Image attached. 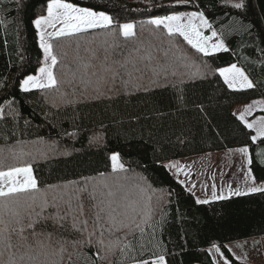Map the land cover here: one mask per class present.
Wrapping results in <instances>:
<instances>
[{"label":"trees","instance_id":"obj_1","mask_svg":"<svg viewBox=\"0 0 264 264\" xmlns=\"http://www.w3.org/2000/svg\"><path fill=\"white\" fill-rule=\"evenodd\" d=\"M49 2L0 0V83L5 85L0 87V98L14 99L23 118L31 122L25 126L23 120L20 121L19 138L56 142V152L50 153V159L34 163L38 179L42 183L56 184L82 177L99 178L101 172L111 173L110 155L119 153L128 169L126 174H119V182L126 185L133 199L145 210L151 197L154 209L151 223L156 224L162 217L166 220L162 231H157V237L167 249L170 264H215L207 250L213 245L220 248L229 264H249L235 258L226 245L264 235V193L198 204L193 193L173 177L163 162L248 147L252 176L256 181H264V158L260 156L264 151V138L254 143L252 130L244 128L233 115L236 105L257 98L264 100V52L261 51L264 50V0H189L186 4H178L177 0H65L78 7L103 11L118 24L132 23L139 37L136 41H125L118 33L113 37L109 30L96 28L78 37L63 38L62 47L53 41L59 56L53 71L65 81L62 91H66L69 98L73 86L67 81L72 78L71 72L81 60L91 59L93 51L99 59L92 63L99 70L105 49L110 53V60H122L133 48H139V53L132 54L134 58L151 53L154 64L176 63L181 73L195 71V68L182 66L183 62L177 59L180 56H187L189 63L201 65L202 70H206L203 61L213 70L237 64L256 83V88L233 91L216 71L204 80H197L194 86L186 85L183 104L172 98L170 90L156 89L149 93L121 94L114 100L89 98L75 107L60 104L58 109L51 107L50 102L45 103L39 90L23 93L18 87L28 75H36L41 65L42 49L34 20L46 15ZM234 3H243L244 7L235 9L231 7ZM185 10L203 12L213 30L225 40L229 51L203 57L182 37L170 40L162 26L157 29L148 23L154 17ZM237 28L239 31H235ZM210 31L206 29L204 34ZM113 43L119 47L113 50L110 47ZM87 95L91 97L95 93L89 88ZM259 113L262 114H256ZM95 134L102 138L90 144L89 138ZM15 139L10 136L8 143H14ZM2 147L5 143L0 140ZM65 151L71 154L62 155ZM20 163L9 159L5 170ZM108 179L110 183L114 181L113 176ZM88 203L85 197V213L90 216ZM48 230L85 240L79 233ZM118 235L122 236L123 232ZM57 239L58 235H54L53 243ZM16 240L14 237L13 243ZM81 251L92 256L96 264H108L96 259L95 247L73 249L71 245L64 254V264H70L69 253L72 264H84L78 259ZM142 258L150 259L151 252Z\"/></svg>","mask_w":264,"mask_h":264},{"label":"snow or ice","instance_id":"obj_2","mask_svg":"<svg viewBox=\"0 0 264 264\" xmlns=\"http://www.w3.org/2000/svg\"><path fill=\"white\" fill-rule=\"evenodd\" d=\"M188 2L189 0H177L178 4ZM231 7L242 9L244 5L234 3ZM148 23L157 29L162 26L170 40L182 37L183 41L203 57L229 51L225 40L213 30L203 12L172 14L152 19ZM34 25L40 39L39 46L44 54V66L40 67L39 75H28L18 87L23 93L39 90L45 103L50 102L53 108L58 109L60 104L75 107L89 98L114 100L121 94L132 95L141 91L149 93L156 89L170 90L172 98L183 104L187 91L185 86H194L197 80H204L216 71L223 78L224 84L233 91L244 92L256 88V83L236 64L213 70L207 61H203V69L206 70H202L201 65L189 63L187 56H180L177 59L183 62L182 66L195 68V71L181 73L176 63L154 64L151 53L139 59L134 58L132 54L139 53V48H133L122 60H110V53L105 49L99 70H96L92 63V60L99 59L93 51L91 59L81 60L76 70L71 72L72 78L67 81L73 86L69 98V94L62 91L65 81L58 78L53 71L59 62L55 51L57 44L53 41L62 47L63 38L78 37L79 34L96 28L109 30L113 37L118 33L125 41H136L139 39L135 31L136 26L132 23L118 24L112 16L103 11L78 7L65 0H50L47 4V15L36 18ZM48 28L53 31L48 32ZM202 29L211 30V35H205ZM110 47L114 50L119 45L113 43ZM145 79L148 80L147 84L144 83ZM117 80L120 82L119 88ZM0 87L5 85L0 83ZM89 88L95 95H87ZM57 100L60 101L59 104ZM16 103L8 97L0 98V140L5 143V147L0 148V264H64L68 245L73 249L78 246L95 247L96 252L93 255L96 259L108 261V264H170L167 249L157 237V231H162L166 220L162 217L156 224L151 223L154 213L150 203L151 197L145 210L133 199V193L126 185L119 182V174L128 172L120 154L110 155L111 173L101 172L99 178L82 177L80 180H67L56 184L42 183L35 174L34 163L40 159H50V153L56 152V142L49 143L43 138H19L20 121L23 120L25 126L31 122L23 118ZM257 108L264 112V101H253L243 112L233 113L244 128L255 132V135L251 136L254 143L258 138H264V116L251 123L246 117ZM44 115L47 117L48 113ZM9 133L11 137L16 138L14 143H8ZM68 135L75 136L76 133ZM101 138L100 134H95L89 138V143L95 144ZM239 151L245 156L249 154L248 147ZM61 154L71 153L65 151ZM260 156L264 158V151H261ZM9 159L22 163L8 166L5 170V163ZM247 163H252L251 158H248ZM167 167L174 168L176 165ZM109 176L114 177L112 183L109 182ZM124 179H127L126 175ZM249 179L252 186L245 191L230 188L228 195H217L213 185L212 200H225L233 195L264 193V186L255 185L251 171L246 174L245 183ZM85 197L89 202L90 216L85 213ZM196 202L209 203L208 200L199 199ZM49 228L63 229L70 234L79 233L85 240L72 239L70 235L57 234L49 231ZM120 232H123L122 236L118 235ZM54 235H58L55 243ZM14 237L17 238L16 243H13ZM213 247L223 256L218 246ZM147 252H151V258H142ZM78 259H82L84 264H96V260L83 251L78 253ZM69 262L72 264L71 253ZM225 264H229L226 258Z\"/></svg>","mask_w":264,"mask_h":264},{"label":"rangeland","instance_id":"obj_3","mask_svg":"<svg viewBox=\"0 0 264 264\" xmlns=\"http://www.w3.org/2000/svg\"><path fill=\"white\" fill-rule=\"evenodd\" d=\"M191 12L192 11L185 10L174 14H187ZM161 17H154L153 19H157ZM181 22L183 23L184 21ZM57 27H59V24L57 25ZM205 30L206 29H202L203 32ZM47 31L51 32L53 31V29L48 28ZM37 35H38V31H37ZM210 35H211V31L207 36ZM38 42L40 44L39 35H38ZM211 42L212 41H210V43ZM43 66H44V54L42 50V61L40 67ZM36 75H39V70ZM252 101L250 102V104L252 103ZM246 105L247 104L236 105L233 112L234 113L243 112L245 109L244 107H246ZM257 112H261L259 108L254 109L253 112L249 114L250 116L249 118H251V120H249L246 117L248 122L250 123L254 122L257 119H259L260 116H264V112H262V114L261 113L256 114ZM240 148H233L224 151H215V152H210L202 155L201 154L194 155L181 159H171L163 162V165L179 182L185 180V182L183 183L180 182V183L182 185L184 184L187 188L190 189V191L193 193L194 197L196 198V201L198 199L208 200L209 202L216 201V200H212L213 185H215V191L217 195H220L222 193L224 195H228L230 188L231 190L240 189L241 191H245L248 187L252 186L251 179H249L248 182L245 183L246 175L243 170H241L240 174L237 173L238 171L235 170L232 171V169L234 168V160L236 161L238 159L241 161L240 158L243 156V154L239 150H237ZM173 164L176 165V167L174 168L167 167L168 165H173ZM191 173H194L196 177H199V180L196 183L197 187L196 186L193 187L196 181H195V177ZM255 185L264 186V181L255 180ZM197 188L200 191L207 190L204 197L198 195ZM231 197H234V195ZM226 246L230 250V252L235 256V258L239 260L246 261L249 264H264V235L236 240L234 242L228 243ZM210 252L212 254L213 261L215 262V264H225V257L221 256L220 253H217L214 247L210 248ZM194 264H199V263H194Z\"/></svg>","mask_w":264,"mask_h":264},{"label":"crops","instance_id":"obj_4","mask_svg":"<svg viewBox=\"0 0 264 264\" xmlns=\"http://www.w3.org/2000/svg\"><path fill=\"white\" fill-rule=\"evenodd\" d=\"M193 12V11H192ZM237 65V64H236ZM230 66V65H229ZM238 66V65H237ZM226 67H228V66H226ZM238 67H240V66H238ZM264 101L262 98H257V100H254V101ZM252 103H253V101H252ZM248 104H250V102L249 103H247V105ZM246 105V106H247ZM245 108V107H244ZM235 109V106H234V108H233V110ZM250 116L248 115L247 116V118L249 119V120H251V118H249ZM252 132H253V135H255V132L252 130ZM258 139H260V138H258ZM258 139H257V141H258ZM241 149V148H240ZM237 150H239V149H237ZM248 158H249V154H248V156H245L244 154H243V156L240 158L241 159V161L240 160H234V168L232 169V171L233 170H235V171H238L237 173L238 174H240L241 173V170H243L244 172H245V175L250 171V169H249V164L247 163V160H248ZM245 161V162H244ZM194 177H195V186H196V183L198 182V180H199V177H196V175L194 174V173H191ZM202 177H205V176H202ZM253 177V176H252ZM181 183H183V182H185V180L184 181H180ZM184 185V184H183ZM185 186V185H184ZM186 187V186H185ZM197 187V186H196ZM187 188V187H186ZM189 191H190V189L189 188H187ZM197 191H198V195L199 196H201V197H204L205 196V193H206V191L207 190H199L198 188H197ZM213 246H210V247H208L207 248V250H208V252H209V254H210V256H211V258L213 259V257H212V254H211V252H210V248H212Z\"/></svg>","mask_w":264,"mask_h":264},{"label":"bare ground","instance_id":"obj_5","mask_svg":"<svg viewBox=\"0 0 264 264\" xmlns=\"http://www.w3.org/2000/svg\"><path fill=\"white\" fill-rule=\"evenodd\" d=\"M119 234V233H118Z\"/></svg>","mask_w":264,"mask_h":264}]
</instances>
